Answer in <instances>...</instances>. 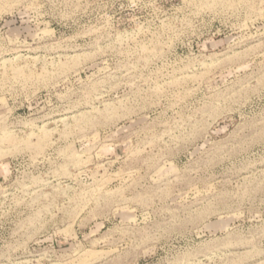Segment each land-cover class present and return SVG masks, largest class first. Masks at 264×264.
<instances>
[{"label": "rangeland", "instance_id": "374dc122", "mask_svg": "<svg viewBox=\"0 0 264 264\" xmlns=\"http://www.w3.org/2000/svg\"><path fill=\"white\" fill-rule=\"evenodd\" d=\"M0 264H264V0H0Z\"/></svg>", "mask_w": 264, "mask_h": 264}]
</instances>
